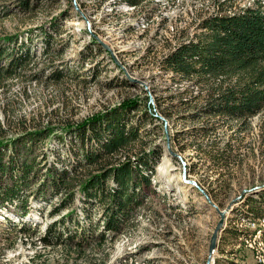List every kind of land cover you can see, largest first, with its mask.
Instances as JSON below:
<instances>
[{"label": "rangeland", "instance_id": "1", "mask_svg": "<svg viewBox=\"0 0 264 264\" xmlns=\"http://www.w3.org/2000/svg\"><path fill=\"white\" fill-rule=\"evenodd\" d=\"M135 1L0 0V37L21 35L28 42L22 49L31 50L19 76L0 89V144L16 143L35 126L48 135L31 152L18 153L38 158V168L18 198L0 205V264H257L264 255V239L248 238L246 199L227 214L211 251L221 219L217 210L243 194L258 200L249 190L264 185V117L250 119L243 130L238 121L203 115L199 85L164 67L166 55L200 34L203 18L226 0ZM256 1L227 0L224 8ZM125 101L138 104L131 114L145 123L126 155L137 163L143 148L151 155L160 150L151 185L142 189L121 232L104 243L82 240L78 250L64 242L45 246L40 238L55 221L76 213L82 225L88 221L76 182L73 205L52 215L66 193L45 185V163L53 164L59 153L73 158L71 144L60 145L58 137L73 138L70 124ZM226 145L232 161L213 165L210 154ZM90 213L95 222L103 218L101 208ZM68 225L76 231V224Z\"/></svg>", "mask_w": 264, "mask_h": 264}, {"label": "trees", "instance_id": "2", "mask_svg": "<svg viewBox=\"0 0 264 264\" xmlns=\"http://www.w3.org/2000/svg\"><path fill=\"white\" fill-rule=\"evenodd\" d=\"M129 1L133 5L138 4L135 0ZM226 1L218 4V11L203 18L200 34L180 43L166 55L164 67L178 76L180 81H194L199 85L196 98L202 99L203 115L238 121L246 130L250 119L258 115L264 117V0L228 11L224 8ZM24 4L27 8L28 3ZM20 37L18 34L0 37V89H3L7 79L19 76L20 69L30 57L31 50L22 49L27 47L28 42L24 43ZM45 50L48 51L47 46ZM60 74V71H55L52 76L60 79ZM138 108V104L125 101L118 107L70 124L73 126L70 130L73 138L58 137L60 145L71 144L68 151L73 158L67 156L62 159L64 155L59 153L61 157L57 155L53 164L48 166L45 163L48 171L45 185L66 193L52 215L73 205L76 195L71 186L72 182H76L75 187L79 186L83 212L88 221L82 225L79 221L81 215L77 213L55 221L40 238L45 246L64 242L66 246L78 250L84 245L82 240L102 244L107 235L121 232L133 205L139 204L137 198L143 195L142 189L151 185L150 177L160 158L158 149L151 151L155 155L152 158L143 148V153L136 157L137 163L125 153L129 144L139 141L140 130L145 126V123L134 121L135 117L131 114L132 111L137 112L135 110ZM22 122L25 128L27 119ZM202 129L200 131H206V128ZM32 130L27 132L26 128V134L16 143L0 144L1 206H6V201L18 198L20 188L33 178L38 168V158L30 155L19 158L18 154L21 149L31 152L33 147L47 140L45 128L42 130L35 126ZM0 133H4L1 124ZM229 145L222 152L210 154L213 165H220L221 162L227 165L232 161ZM4 180L9 183L3 184ZM256 192L258 200L247 195L242 198L246 199L245 205L250 206L246 211L247 217L264 215V188ZM98 208L102 209L103 218L95 222L90 212ZM69 221L77 225L76 231L68 227ZM65 230L68 233L62 241ZM21 231L25 230L22 228Z\"/></svg>", "mask_w": 264, "mask_h": 264}, {"label": "built area", "instance_id": "3", "mask_svg": "<svg viewBox=\"0 0 264 264\" xmlns=\"http://www.w3.org/2000/svg\"><path fill=\"white\" fill-rule=\"evenodd\" d=\"M243 221L246 223L248 230L251 232L248 238L255 240L264 239V216L258 218L249 216L243 219ZM247 239L245 240L247 241ZM257 264H264V255L261 258H258Z\"/></svg>", "mask_w": 264, "mask_h": 264}, {"label": "water", "instance_id": "4", "mask_svg": "<svg viewBox=\"0 0 264 264\" xmlns=\"http://www.w3.org/2000/svg\"><path fill=\"white\" fill-rule=\"evenodd\" d=\"M173 155H176V154H173ZM193 184L197 187V185L195 184V182H193ZM260 188H264V185L261 186V187H256V188H253V189L249 190V193H254V192L258 191ZM243 195H241L238 199L232 201L230 203V205L227 207L226 210H224V211L217 210L219 212L220 216H221V219H220L219 224L217 226V229H216V231H215V233L213 235V243H212V246H211V251L216 246V240H217V237H218L219 232L222 231V230H224V225H225V221L227 219V214L229 212H231V210H233L234 205L237 203L238 200H241L243 198ZM210 262H211V259H209L208 264H210Z\"/></svg>", "mask_w": 264, "mask_h": 264}]
</instances>
